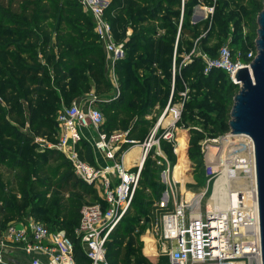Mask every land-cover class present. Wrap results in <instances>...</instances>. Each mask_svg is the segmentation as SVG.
<instances>
[{
  "label": "trees",
  "instance_id": "obj_1",
  "mask_svg": "<svg viewBox=\"0 0 264 264\" xmlns=\"http://www.w3.org/2000/svg\"><path fill=\"white\" fill-rule=\"evenodd\" d=\"M109 1L104 18L111 25L115 42L125 50L115 66L118 95L107 75V56L94 32L93 18L80 0H0V239L11 224L23 223L29 216L51 232L66 233L74 245L76 264H91L75 231L88 200L97 202L100 198L75 175L61 152L43 148L38 142L57 143L58 113L93 95L98 99L95 106L105 117L102 132H129L130 138L142 142L147 133H139V128L149 124L146 118L169 104H183L176 126L188 128L187 116H193L195 108L204 104L199 96L191 100L192 93L204 90L216 99L214 109L199 113L203 128L189 130L190 159L199 171L205 166L199 153L201 141L230 132L237 89L224 70L205 75V61L197 51L201 47L210 58L219 56L224 46L218 44L231 35L233 18L219 20L231 7L229 3L219 8V3L206 0L218 11L201 36L199 30L205 23L191 24L200 0ZM241 1V13L248 20L255 17L257 24L264 0ZM226 46L241 57L255 48V42L244 40L239 48L233 42ZM186 56L190 63L181 66ZM134 64L145 73L144 85L131 81ZM222 81L228 83L223 93ZM135 118L137 122L131 127ZM178 141L181 162L190 164L184 154L185 135ZM175 145L161 141V149L171 159L176 157ZM78 151L84 161L95 165L89 143L81 142ZM163 163L154 151L146 159L132 206L107 240L109 264H128L131 259L148 264L139 234L143 231L141 222L165 190L159 177Z\"/></svg>",
  "mask_w": 264,
  "mask_h": 264
},
{
  "label": "built area",
  "instance_id": "obj_2",
  "mask_svg": "<svg viewBox=\"0 0 264 264\" xmlns=\"http://www.w3.org/2000/svg\"><path fill=\"white\" fill-rule=\"evenodd\" d=\"M80 1L84 10L93 18L94 32L104 46L107 65L115 71L117 61L125 56V50L123 45H117L115 42L111 25L104 18L110 1ZM202 57L205 61V75H209L213 70H224L231 76L233 83L239 85L235 79L236 74L241 68L250 69L251 63L257 57V49L255 45V48H251L244 56L238 57L233 55L229 46H224L217 58L212 59L207 55ZM173 77L175 78V67ZM94 100L98 99L91 98L84 107L80 105L81 103L74 102L72 106L63 108L58 113L60 134L56 144L45 140L38 142L45 143L48 149L61 152L70 161L75 175L97 191L100 201L82 208L81 221L75 234L91 264H109L106 256L107 240L132 206L146 159L154 146L160 145L161 140L175 141L172 133L167 132L154 142L155 145L151 141L141 144L138 168L136 170L126 168L124 158L127 153H123L122 149L129 145L134 146L135 141L130 139L129 132L115 131L110 135L102 132L105 117L101 110L95 107ZM169 110L170 104L166 112ZM171 111L175 120L180 119L181 109L173 108ZM90 129L96 132L92 139L86 136V131ZM153 137L154 134L151 140ZM250 141L255 157L254 144L251 139ZM81 142L89 143L93 152L102 153L107 163L100 165L95 162V165H92L84 161L78 151ZM156 154L162 156L161 153ZM239 161H236L231 176H235L238 170H243L237 167L246 161L243 159ZM255 179L258 201L256 175ZM231 195L232 197L236 195V199H232V206L227 213L207 210V213L214 212L217 215L212 220L207 219V213L205 216L202 213L192 214L188 206L173 200L174 211L165 215L162 220L160 236L162 244L159 249L157 248V252L167 254L169 264H246L245 260L248 259L254 260V264H263L260 235L257 248L253 244L256 238L250 241L249 236L241 230L248 222L244 213L245 200L238 191H231ZM162 201L161 206L169 208L172 200L167 193ZM6 242L21 245V250L27 255L41 253L48 259L47 263H44L38 257L33 258L30 264H76L74 245L66 233L51 232L36 221L11 224L2 239V243Z\"/></svg>",
  "mask_w": 264,
  "mask_h": 264
},
{
  "label": "rangeland",
  "instance_id": "obj_3",
  "mask_svg": "<svg viewBox=\"0 0 264 264\" xmlns=\"http://www.w3.org/2000/svg\"><path fill=\"white\" fill-rule=\"evenodd\" d=\"M214 2L219 3L220 5L219 8H223V6L228 3L229 5H231L229 10L225 11L219 17V20H221V18H225V19L233 18V20L231 21V32H230L231 35L228 37V39H226L225 41L223 40L221 43H219L218 46L220 47L226 46L230 42H233V46L236 48H239L240 43H242L244 40L246 42L253 41V39H254V42L256 41L257 36H255L254 34L258 30V25L255 24L254 22L255 17L248 20L244 17L245 15L241 13L243 11L242 10L243 3L241 0H214ZM201 9L204 10L205 18L200 21L195 22L193 19L194 15L198 10H201ZM217 11L218 10H216L215 8L210 7L208 3L206 2V0H200L199 4L194 7L193 15L191 18V24L196 25V24H201V22L205 23V25L202 26V28L199 30V33L201 34V36H203V34L205 33L207 26L210 25V22L213 19V16L215 15ZM177 23H178V26L180 27L182 23V18ZM163 35H165V32L161 33V36ZM213 45L214 44H211L210 47H212ZM197 51H198L199 56L207 55L204 53V51H202L201 47H198ZM188 58L189 56H186V58L180 62V65L181 66L188 65L190 63V60ZM132 67L133 69L131 71V79H132L131 81H133L134 83H138L139 85H144L142 75H144L145 73H142L141 71H139L136 64L132 65ZM107 75H108V78H110L111 71L110 69H108V66H107ZM113 81L115 83L116 88H118L117 79ZM193 81H196V78H194ZM220 86H221L220 89L223 93L225 91V88L228 86V83H224L222 81L220 83ZM240 89H241V86L237 85L235 96L239 93ZM115 94L118 95V91H116ZM195 96H199L201 99L203 98L204 104L198 108H195L193 116L192 115L187 116L186 118L187 122L184 120L188 124L189 129L183 128V127L177 128L176 125L180 121V119L175 120V116L172 122L166 123V120L171 115H174L171 109L173 108L181 109V110L183 109V104L176 103L174 106H170V110L167 112H166V109L168 107L164 111H161V112L159 111L154 116H148L146 119L149 121V124L146 127L139 128L140 130L139 133H144V134L147 133L144 141L139 142L138 140L134 138H130L131 140L135 141V143L133 144L134 146L129 145L122 149V152L127 153L126 155H128L129 152L135 148L142 149L141 144H144L145 142L151 141V143L155 145L154 142L157 141L161 136H163L167 132L172 133L173 139L176 143L175 159H171L168 155L165 154L163 149H161L162 140L160 141V145H155L153 148L154 153H161L162 154L161 157L164 160V163L162 165L163 170L161 171L159 177H160V183L162 184V186L165 187V190L162 192L161 198L155 201V204L153 208L150 210L149 215L144 219V224H141L143 225V231L139 234V237L141 241H143L144 243L143 255L145 259L147 260L148 264H169L168 262L169 256L167 254H162V253L157 252V248L159 249L160 245L162 244L160 236L162 232L163 217L174 211L173 200L176 201L178 204L183 203L186 206H188L192 214L202 213L205 216L207 213V210L212 209L208 205L207 201L213 193L215 183L220 177L223 176V172H224L223 170L225 169V165L221 163L223 156L226 155L227 157L225 159L228 160L227 163H229L228 165H230L229 167L231 169L230 171L235 169L236 161H239L241 159L245 161L247 160L249 161L252 159V153H251L250 147L247 146L248 142L242 141V140H246V138L231 137L229 135L230 134L229 132L227 135L223 137H219V138L207 137L206 139L201 141L199 153L202 155L204 159L205 166L203 169L199 171L196 170V165L190 159L189 130L191 127H196L199 129L203 128L202 123L204 122H202L201 119H199V113L204 111L203 109H209V110L214 109L215 108L214 101L216 97H214L213 94H208V92L204 90H202L200 94L194 91L192 93L191 100H194ZM93 97H94L93 95H88V96L83 97V99L85 98V99L90 100ZM76 102H77L76 104L81 103L80 105H82L83 107L86 103V102L85 103L78 102V100ZM233 105H234V102H233ZM95 107L98 108L99 106L96 105ZM216 115L217 114H215V116ZM136 122H137V118H135L131 122L130 126L133 127ZM86 132H87L86 136H88V134L90 136L96 135V132L93 129L87 130ZM116 132H119V131H116ZM153 134H154V137H153L154 139L151 140V137L153 136ZM180 135H185L186 137L187 144L184 150V154H185V158L190 162V164L183 165V163L181 162V158L178 153V150L180 148L178 137ZM227 142H230V143L227 144ZM40 143L43 148H46L45 143L43 142H40ZM245 154H247L246 157H244ZM126 155L124 158V164L126 168L130 170H136L139 166V163H135L131 166L128 165L125 160ZM209 155L210 156L212 155L214 157L212 161H210ZM213 166H215V169ZM216 167L217 168L219 167V168L217 169ZM249 167L251 168V165ZM174 178L178 180H182V181L177 183ZM231 180H232V184H231L230 190L238 191L241 194V196L244 198V200L245 201L247 200L250 203L251 201L249 200V198H246V196H248V194H250L255 188V183L253 182L254 178H252L250 174L245 173L243 170H238L235 176H231ZM206 191H208L207 194H206ZM167 193L170 196L172 201H171V205L169 206V208H164L161 206V203L164 201V200L162 201V199L165 198V195ZM191 195L195 196L193 201H189L190 199L189 197H191ZM197 197L201 198L199 205L197 204L198 202ZM97 202H95L93 199H89L87 204H94ZM31 220L35 221L29 216H27L23 219V223L32 222ZM188 221H189V212L187 211V222ZM254 236L255 235L248 237L250 241L255 240ZM12 246L13 247L16 246L21 251V253L19 254L16 251H14ZM24 255H26V253L21 250V245H17V244L15 245V244L6 242L4 246H0V264H19L22 262V258ZM245 262L246 264L255 263V261L252 259L245 260ZM128 264H137V260L131 259L130 263ZM142 264H145V263H142Z\"/></svg>",
  "mask_w": 264,
  "mask_h": 264
},
{
  "label": "water",
  "instance_id": "obj_4",
  "mask_svg": "<svg viewBox=\"0 0 264 264\" xmlns=\"http://www.w3.org/2000/svg\"><path fill=\"white\" fill-rule=\"evenodd\" d=\"M205 18L204 10H198L194 21ZM257 39L255 41L257 57L248 67L241 68L236 74V81L241 86L234 98L231 112L230 136L248 137L255 148V167L259 208V234L261 240L262 263L264 264V8L257 17ZM95 103L98 100H94ZM217 215L207 213L212 220Z\"/></svg>",
  "mask_w": 264,
  "mask_h": 264
},
{
  "label": "bare ground",
  "instance_id": "obj_5",
  "mask_svg": "<svg viewBox=\"0 0 264 264\" xmlns=\"http://www.w3.org/2000/svg\"><path fill=\"white\" fill-rule=\"evenodd\" d=\"M173 120H174V115H171L166 120V123H170ZM243 137L246 138V140H242V141H244V142L247 141L248 142L247 146H249L251 148L250 150H251V153H252V159L249 160V161L247 160L248 162L247 161L246 162H241V163H245V164L248 163V164H246V165L245 164H241L237 168L238 169H243L245 171V173L250 174L255 179V175H256L255 157H254V154H253L254 151H253L252 143H251V141H250V139L248 137H245V136H243ZM229 143L230 142H227V144H229ZM234 144H235V142H234ZM241 151H243V150H241ZM246 155L247 154H245L244 157H246ZM213 158L214 157L212 155L211 156L209 155L210 161H212ZM225 158H227L226 155L223 156L222 161H221V163H223L225 165V169L223 170L224 171L223 172V176L220 177L216 181L213 193H212L211 197L208 199L207 203L214 211L227 213V211H229V209H230V206H232V199H234V198L236 199V195L234 197H232V195H231V190H230L231 189V184H232L231 175H233V171H230L231 170L229 168L230 165H228L229 164V163H227L228 160H226ZM140 159H141V149L140 148H135L132 151H130L128 155H126V159L125 160H126L127 164L131 166V165H133L135 163H138ZM239 163H240V161H239ZM250 165H251V168L249 167ZM213 167L215 169V166H213ZM175 181L177 183H179L182 180L175 179ZM255 181H256V179H255ZM253 182H254V180H253ZM189 198H190L189 201H193L195 196L191 195V197H189ZM197 198H198L197 199L198 200L197 204L199 205L201 198L200 197H197ZM246 198H249V200L251 201L249 203L246 200L245 204H244V213H245V215L247 217V221L248 222H247L246 225H243L241 227V230H242V232L245 235H247L249 237L252 236V235H255L256 241H254L253 244H254L255 247L259 248V237H258L260 235L259 234V208H258V201H257V195H256V187L253 189V191L250 194H248V196H246ZM252 199H253V201H252Z\"/></svg>",
  "mask_w": 264,
  "mask_h": 264
},
{
  "label": "crops",
  "instance_id": "obj_6",
  "mask_svg": "<svg viewBox=\"0 0 264 264\" xmlns=\"http://www.w3.org/2000/svg\"><path fill=\"white\" fill-rule=\"evenodd\" d=\"M108 69H110V71H111V75H110V78L109 79H110V82L112 83V85L114 87V93H116V91H118V93H119V90H118V88H116L115 83L113 81V80H116L117 79L116 74H115L114 71L111 70V67L108 66ZM117 83H118V81H117ZM109 99H111V98H109ZM88 101L89 100L88 99H85V98L84 99L81 98V99L78 100V102H84V103L85 102L87 103ZM86 134H87V132H86ZM87 137H88V139H92V136H90L89 134H88ZM94 158H95V162L98 163V164H100V165H104V163L105 164L107 163V159L105 158V156L102 153H98L97 151H94ZM2 239H0V246H4L6 244V243H2ZM12 248L17 253H19V254L21 253V251L16 246H14V247L12 246ZM37 257L40 258L44 263H47V260L48 259L46 258V256L44 254L36 253V254H30V255H27L26 254V255H24L23 258H22V262L19 263V264H30L31 261H32V259L33 258H37Z\"/></svg>",
  "mask_w": 264,
  "mask_h": 264
}]
</instances>
